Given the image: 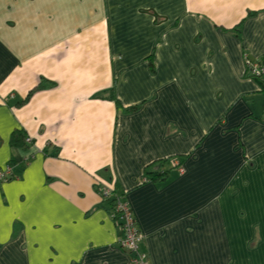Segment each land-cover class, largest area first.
I'll return each instance as SVG.
<instances>
[{"label":"crops","instance_id":"1","mask_svg":"<svg viewBox=\"0 0 264 264\" xmlns=\"http://www.w3.org/2000/svg\"><path fill=\"white\" fill-rule=\"evenodd\" d=\"M246 58L264 0H0V264H132L105 188L150 264H264Z\"/></svg>","mask_w":264,"mask_h":264},{"label":"built area","instance_id":"2","mask_svg":"<svg viewBox=\"0 0 264 264\" xmlns=\"http://www.w3.org/2000/svg\"><path fill=\"white\" fill-rule=\"evenodd\" d=\"M245 67L248 78L257 80L260 83L261 91L264 93V63L246 58ZM31 140V138H27L26 142L29 143ZM175 165L181 174L185 172V168L181 163H176ZM12 176L11 166L0 170V182L8 181ZM101 195L104 198L113 196L112 217L123 230V237L119 241V246L131 255L132 264H150L148 254L141 250L143 235L139 230L129 203L123 197L114 196L110 189H102Z\"/></svg>","mask_w":264,"mask_h":264},{"label":"trees","instance_id":"3","mask_svg":"<svg viewBox=\"0 0 264 264\" xmlns=\"http://www.w3.org/2000/svg\"><path fill=\"white\" fill-rule=\"evenodd\" d=\"M253 15V13H250V16ZM264 63V62H263ZM42 87V86H40ZM118 103V102H117ZM119 104V103H118ZM135 109V108H134ZM134 109H131V110H134ZM130 110V109H128ZM22 135L18 134V133H15L14 136H13V143L14 145L16 146H20L21 142H22ZM152 174L154 175V177L158 178L159 180L165 178L167 176L166 173H162V172H152ZM113 202H114V199H113Z\"/></svg>","mask_w":264,"mask_h":264}]
</instances>
